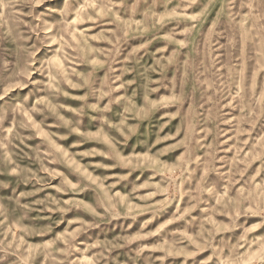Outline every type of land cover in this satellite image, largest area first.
Returning a JSON list of instances; mask_svg holds the SVG:
<instances>
[{
    "label": "rangeland",
    "instance_id": "374dc122",
    "mask_svg": "<svg viewBox=\"0 0 264 264\" xmlns=\"http://www.w3.org/2000/svg\"><path fill=\"white\" fill-rule=\"evenodd\" d=\"M0 264H264V0H0Z\"/></svg>",
    "mask_w": 264,
    "mask_h": 264
}]
</instances>
